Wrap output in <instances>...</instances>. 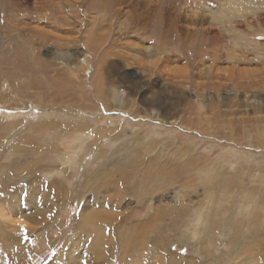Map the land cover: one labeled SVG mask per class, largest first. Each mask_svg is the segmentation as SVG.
Instances as JSON below:
<instances>
[{
  "label": "rangeland",
  "instance_id": "obj_1",
  "mask_svg": "<svg viewBox=\"0 0 264 264\" xmlns=\"http://www.w3.org/2000/svg\"><path fill=\"white\" fill-rule=\"evenodd\" d=\"M6 1L0 10V96L9 102H0V264H238L250 256L264 264L263 241L256 238L246 251L229 243L233 229L249 235L246 225L264 226V0H252L258 10L230 23L196 25L195 0ZM232 54L237 61H229ZM67 66L75 79H65ZM21 100H40L47 115L25 110ZM104 165H116L107 172L111 200L104 181L97 194L87 184ZM222 173L232 181L224 182ZM15 191L16 212L6 202L12 205ZM83 204L97 215L100 231H78ZM155 206L167 212L154 225L162 235L139 238L132 226ZM209 210L218 221L212 233ZM244 213L259 221L247 224Z\"/></svg>",
  "mask_w": 264,
  "mask_h": 264
},
{
  "label": "bare ground",
  "instance_id": "obj_2",
  "mask_svg": "<svg viewBox=\"0 0 264 264\" xmlns=\"http://www.w3.org/2000/svg\"><path fill=\"white\" fill-rule=\"evenodd\" d=\"M5 1L6 0H0V10L1 9H3V8H6V4H5ZM112 1H115V0H112ZM215 2H216V4L215 5H211V4H207L204 0H195V10L194 11H192L191 12V15H192V17L193 18H191V21H192V23H205V22H207L208 23V21H209V23H213V24H221V23H230L233 19H235V18H238V17H244V16H246V15H249V14H254L257 10H258V8L256 7L257 6V4L256 3H254L252 0H214ZM7 2V1H6ZM107 2H109V1H107ZM115 2H117V1H115ZM110 3H112V2H110ZM118 4V3H117ZM149 8V7H148ZM2 11V10H1ZM0 11V12H1ZM4 13H5V11H4ZM207 16V20L206 19H203L202 17H204V16ZM138 16V15H137ZM197 17V18H194V17ZM3 18V17H2ZM188 19V18H187ZM165 21H166V19H165ZM12 22V21H11ZM168 23V22H167ZM189 23H190V21H189ZM7 24V23H6ZM12 24V23H11ZM196 25V24H195ZM16 26V25H15ZM14 26V27H15ZM14 30V29H13ZM12 30V31H13ZM15 31V30H14ZM13 47V46H12ZM148 48V47H147ZM264 48V47H263ZM2 50V49H1ZM149 52V51H148ZM147 52V53H148ZM235 53V52H234ZM7 55V54H6ZM227 55H229V54H227ZM62 57V56H61ZM229 61L231 60V59H233V60H236L237 61V59H236V57H235V55H230L229 56ZM60 59V58H59ZM46 61V60H45ZM84 61V60H83ZM89 61V60H88ZM50 63V62H49ZM82 63V62H81ZM2 64V63H1ZM62 64V63H61ZM68 63H66V65H67ZM149 64H150V62H149ZM153 64V63H152ZM83 66H84V73H86L85 74V76L86 75H88L89 76V67L91 66V65H89L88 63H87V61H85V63L84 64H82ZM102 65V64H101ZM151 65V64H150ZM160 65V64H159ZM24 66V65H23ZM39 66V65H38ZM47 66H48V64H47ZM64 66H65V64H64ZM69 66V65H68ZM68 66H67V68H68ZM154 66H156V65H154ZM4 67V66H3ZM73 67V66H72ZM102 67V66H101ZM159 67V66H158ZM157 67V68H158ZM166 67V66H165ZM164 68V67H163ZM17 69V68H16ZM238 69V67H236V69L235 70H237ZM18 70H20V69H18ZM50 70V69H49ZM73 70V69H72ZM71 70V67L70 68H68L67 70H65L66 72H65V79H69L70 77H72V79H75V77H74V75H75V73L73 72ZM87 70V71H86ZM168 70V69H167ZM211 70H212V67H210V66H208L207 67V69H206V73L207 74H210V72H211ZM75 71V70H74ZM238 72H240L239 70H238ZM243 73V72H242ZM101 74V73H100ZM98 75H99V73H98ZM97 75V76H98ZM100 76V75H99ZM95 78V77H94ZM93 78V79H94ZM92 79V78H91ZM13 80V79H12ZM16 81V80H15ZM97 81V80H96ZM94 82V81H93ZM99 82H100V80H99ZM95 83V82H94ZM11 85V84H10ZM101 85V84H100ZM27 86V85H26ZM92 86H94L95 87V85H93L92 84ZM97 86H99V85H96V88H97ZM96 88H94V90H96ZM10 89V88H9ZM22 88H20V90H21ZM19 90V89H18ZM93 90V89H92ZM98 92V91H97ZM104 92V91H103ZM17 93H18V91H17ZM85 95V94H84ZM115 97L113 98V99H115L114 101H116L117 103H119L121 100H119V98H117L116 97V95H114ZM157 96V95H156ZM3 97L4 96H0V102L3 104V103H5V104H9V102H7L6 100H4L3 99ZM15 97H16V95H15ZM39 97V96H38ZM85 97V96H84ZM36 98H37V96H36ZM85 98H90V97H85ZM111 98V97H110ZM91 99V98H90ZM26 100V99H25ZM35 100H37V99H35ZM9 101V100H8ZM12 101V100H11ZM13 101H15V100H13ZM38 101V100H37ZM37 101L36 102H32V101H30V100H27L25 103H23V101L21 100V101H19V102H22L21 103V105L23 106V108L25 109V110H27V109H29V110H39V111H41L42 112V116H46L47 114L43 111V108H41L40 107V100H39V102L37 103ZM16 102V101H15ZM14 102V103H15ZM11 103V102H10ZM14 103H13V105H14ZM12 104V103H11ZM121 104V103H120ZM15 108V107H14ZM13 108V109H14ZM58 108V107H57ZM120 108H121V106H120ZM0 109H3V107H0ZM89 109V108H88ZM170 109V108H169ZM91 110V109H90ZM14 111L15 112H20V111H22V109H20V108H15L14 109ZM119 111H122L121 109H118V112ZM122 112H124V114H126V115H128L129 116V113H127L126 111H122ZM129 112V111H128ZM7 117V116H6ZM54 123H58L57 121H51L50 122V124H53V125H55ZM12 124V123H11ZM14 125V124H13ZM12 125V126H13ZM1 126V125H0ZM114 126V125H113ZM183 127V126H182ZM197 127V126H196ZM67 128H81V126L80 125H77V124H75V123H68V125H67ZM66 128V129H67ZM82 130V129H81ZM80 130V131H81ZM84 130V129H83ZM197 130H198V128H197ZM196 130V131H197ZM206 130V129H205ZM10 131V130H9ZM105 131V130H104ZM107 131V130H106ZM75 132V131H74ZM203 132V131H202ZM201 132V133H202ZM100 133V132H99ZM99 133H97L98 135H100ZM105 133V132H104ZM208 134V133H207ZM77 135V134H76ZM75 135V136H76ZM89 138V137H88ZM3 139V138H2ZM79 139V138H78ZM234 139V138H233ZM23 140V139H22ZM65 140V139H64ZM79 140H81V139H79ZM91 143H89V145H90ZM92 144L94 145V143L92 142ZM78 147V146H77ZM187 147V146H186ZM89 148V147H88ZM9 151V150H8ZM122 152V151H121ZM73 154H74V152H73ZM105 153L104 152H102V154L100 155L101 156V158L103 157V155H104ZM31 155V154H30ZM178 155V154H177ZM131 156V155H130ZM193 156H195L194 154H193ZM192 156V157H193ZM200 156H202L201 154H200ZM66 159L67 158H65L64 160H65V162H64V164L65 163H67V164H69L70 162H69V160L68 161H66ZM75 159V158H74ZM150 160V159H149ZM71 161H72V159H71ZM77 161V160H76ZM25 162V161H24ZM107 162V161H106ZM105 162V163H106ZM148 162V161H147ZM158 162V161H157ZM74 163V162H73ZM121 164H122V161L120 162ZM154 163V162H153ZM18 164V163H17ZM16 164V165H17ZM20 164V163H19ZM24 164V163H23ZM27 164V163H26ZM70 164H72V163H70ZM139 164V163H138ZM12 165V164H11ZM29 165V164H28ZM106 165H108V164H106ZM106 165H104L103 166V168L102 169H100L98 172H97V174L96 175H94V176H89V178H88V181H87V184H90L92 187H94V189H95V192H96V194L99 192V189L101 188V185H102V182L104 181V185H106L107 187H105V188H107V196H108V200H111L110 199V196H111V189H110V182L112 181L111 179H108V177H111V174L109 173V174H107V172H112L113 170H115L116 168V165L115 166H110V167H107ZM142 165H144V164H142ZM156 165V164H155ZM200 165V164H199ZM9 166V165H8ZM151 166V165H150ZM198 166V165H197ZM12 167H13V165H12ZM129 167V166H128ZM155 167V166H154ZM152 168V167H151ZM167 168V167H166ZM13 169V168H12ZM23 169V168H22ZM28 169V168H27ZM39 170L41 169V168H38ZM37 169V170H38ZM43 169V168H42ZM120 169H122V168H120ZM125 169V168H124ZM127 169V168H126ZM137 169H138V167H137ZM148 169V168H147ZM197 169V168H196ZM24 170V169H23ZM61 170V169H60ZM140 170V169H139ZM6 171V170H5ZM19 171H20V169H19ZM18 171V172H19ZM25 171V170H24ZM56 171V170H55ZM128 171H130V169H128ZM31 172V171H30ZM29 172V173H30ZM32 172H33V170H32ZM140 172V171H139ZM152 172V171H151ZM16 173V172H15ZM51 173V172H50ZM59 173V172H58ZM146 173V172H145ZM215 173H216V171H215ZM226 173V172H225ZM225 173H222V174H220L221 175V177L223 178V181L224 182H226V183H229V182H231L232 181V178L231 177H228ZM245 173V172H244ZM26 174V173H25ZM49 174V173H48ZM57 174V173H56ZM55 174V175H56ZM64 174H65V172H64ZM158 174V173H157ZM164 174V173H163ZM217 174V173H216ZM234 174V173H233ZM251 174V173H250ZM263 174V173H262ZM28 175V174H27ZM148 175H150V174H148ZM264 175V174H263ZM20 176V175H19ZM23 176V175H22ZM49 176V175H48ZM60 176V175H59ZM122 176V175H121ZM248 176V175H247ZM9 177V176H8ZM7 177V178H8ZM18 177V176H17ZM123 177V176H122ZM147 177V176H146ZM151 177V176H150ZM176 177V176H175ZM178 177V176H177ZM60 178V177H59ZM64 178H65V175H64ZM63 178V179H64ZM118 178V177H117ZM152 178V177H151ZM55 179V178H54ZM53 179V180H54ZM57 179V178H56ZM158 179V178H157ZM243 179V178H242ZM246 179H247V177H246ZM3 180H5V179H3ZM36 180V179H35ZM62 180V179H61ZM65 180H67V179H65ZM126 180V179H125ZM124 180V181H125ZM139 180V179H138ZM244 180V179H243ZM30 181V180H29ZM64 181V180H63ZM62 181V182H63ZM246 181V180H245ZM253 181V180H252ZM257 181V180H256ZM57 182V183H56ZM54 181L53 183H56V185H59V183H61L60 182V180L59 181ZM118 182L119 183H121L122 185H123V180H122V182H120V180H118ZM130 182V181H129ZM128 182V179H127V183H129ZM132 182V181H131ZM148 182H150V181H148ZM258 182V181H257ZM7 183V182H6ZM41 183V182H40ZM109 184V185H107V184ZM155 184H157V183H155ZM232 184V183H231ZM22 185V184H21ZM89 185V186H90ZM103 185V186H104ZM114 185H115V187L117 188V182H115L114 183ZM130 185V184H129ZM29 186V185H28ZM89 186H86V187H84L81 191V193L80 194H86V193H84V191L86 190V191H88L90 188H89ZM118 186H119V184H118ZM149 186V185H148ZM147 186V187H148ZM183 186V185H182ZM187 186V185H186ZM188 186H190V185H188ZM37 187H39V186H37ZM59 187V186H58ZM91 187V188H92ZM123 187V186H122ZM235 187V186H234ZM248 188H249V190H248V192H253V191H255V189L253 188V187H249V186H247ZM35 187H33V189H34ZM143 188V187H142ZM155 188V187H154ZM253 188V189H252ZM17 189H20V188H17ZM36 189V188H35ZM34 189V190H35ZM57 189V188H56ZM136 189H138V188H136ZM156 189V188H155ZM21 190V189H20ZM59 190V189H58ZM150 190H152V189H150ZM207 190V189H206ZM39 191H40V189H39ZM124 191H126L125 189H124ZM147 191L148 190H145V189H143L141 192H140V194H141V196L142 195H144L145 193H147ZM264 191V190H263ZM262 191V192H263ZM33 192V191H32ZM113 192H117V190H114ZM35 193V192H34ZM34 193H32V194H34ZM59 193V192H58ZM63 193V192H62ZM65 193H67L66 191H65ZM119 193V192H118ZM133 193V192H132ZM36 195H37V192L35 193ZM34 194V195H35ZM114 194V193H113ZM117 194V193H116ZM124 194H125V192H124ZM123 194V195H124ZM130 194H131V192H130ZM67 195V194H66ZM230 195V194H229ZM29 196V195H28ZM33 195H30L29 197H32ZM64 196H65V194H64ZM207 196H209L208 194H207ZM18 197V195H17V192L15 191V195H14V198H13V201H12V205H10V202H9V200H8V198L6 199V202L8 203V206L13 210V208H15V212H16V210H17V207L16 206H18V199H16ZM67 197V196H66ZM66 197L64 198V199H66ZM12 198V197H11ZM163 198V197H162ZM161 198V199H162ZM146 199V198H145ZM155 199V198H154ZM160 199V198H159ZM205 199V198H204ZM208 199V198H207ZM77 200H80V195L78 196V199ZM134 201V200H133ZM157 201H158V199H157ZM157 201H156V203H157ZM207 201V200H206ZM108 202V201H107ZM159 203H162V201H158ZM33 203V202H32ZM121 203H122V201H121ZM151 203V202H150ZM159 203H157V204H159ZM210 203H211V201H210ZM263 203V202H262ZM29 204H31V201L29 202ZM33 204H35V203H33ZM154 204V203H153ZM190 204H191V202H190ZM204 204V203H203ZM203 204H201V205H203ZM233 204V203H232ZM162 205H163V203H162ZM167 205V204H166ZM179 205H180V203H179ZM32 206V205H31ZM34 206V205H33ZM112 206V205H111ZM177 206H178V204H177ZM213 206V205H212ZM85 207V205L83 204V206L81 207L83 210H86V214H84V215H79V217H80V220L78 221V224L76 225V227L78 228V231H80L83 227H84V229L85 230H88V229H95L96 231H100V228H98L96 225H95V219L97 218V215L96 214H94V213H92V208L91 207H87V208H84ZM167 207V206H166ZM221 207V206H220ZM223 207V206H222ZM184 208V207H183ZM225 208V207H224ZM31 209V208H30ZM81 209V213L83 214V210ZM213 209V208H212ZM220 209V208H219ZM223 209V208H222ZM229 209V208H228ZM173 210V209H172ZM214 210V209H213ZM226 210V209H225ZM22 211V210H21ZM170 211V210H169ZM176 211H178V212H186L184 209H179V210H176ZM207 211H208V209H207ZM210 211V215L209 216H207V218H206V221H205V223H206V227H207V229H209V232L210 233H212L215 229H216V227H217V224H218V221H216L215 220V217H214V214H213V212H212V210H209ZM220 211H222L221 209H220ZM234 211V210H233ZM239 211H241V210H239ZM258 211V210H257ZM23 212V211H22ZM28 212V211H27ZM224 212V211H223ZM260 212V211H259ZM166 213L167 212H165V206L164 207H160V206H155V207H150V211L148 212V215H147V218H146V220H144V221H142V220H140V221H136L137 223L135 224V226L133 227L132 226V230H133V232H134V234H139V238L140 237H142L143 236V234H144V232L145 233H151V234H154V235H156L155 234V231H157V233H158V231L160 230L159 229V227L158 228H155L154 227V225L156 224V220H158V219H162V218H164V216L163 215H166ZM170 213V212H169ZM177 213V212H176ZM197 213V211H195V214ZM261 213V212H260ZM199 214V213H198ZM262 214H263V212H262ZM87 215V216H86ZM115 215H117V214H115ZM168 215V214H167ZM200 215V214H199ZM222 215V214H221ZM247 215V216H246ZM260 215V214H259ZM226 216V215H225ZM235 216V215H234ZM234 216H233V218H234ZM244 216H246V222H247V224H250V222L252 221V222H257V220L259 221V218H257L255 215H252V214H250V213H244L243 214V217ZM82 217V218H81ZM108 217V216H107ZM159 217V218H158ZM197 217V216H196ZM249 217V218H248ZM261 217V216H260ZM48 218V217H47ZM112 218V217H111ZM177 218V217H176ZM217 219H218V217H216ZM228 218V217H227ZM240 218V217H239ZM113 219V218H112ZM219 219H221V218H219ZM44 220V219H43ZM234 220V219H233ZM233 220H231V221H233ZM111 221V220H110ZM220 221V220H219ZM7 222V221H6ZM10 222H12V221H10ZM221 222H223V221H221ZM238 222V221H237ZM107 223V222H106ZM193 223V222H192ZM198 223V222H197ZM227 223V222H226ZM242 223V222H241ZM261 223V222H260ZM48 224V223H47ZM113 224V223H112ZM111 224V227L113 226ZM223 224V223H222ZM232 224H234V222L232 223ZM257 224V223H256ZM188 225V224H187ZM230 225H231V223H230ZM49 226H51V225H49ZM173 226H174V228H176V225L175 224H173ZM221 226V225H220ZM240 226V225H239ZM238 226V227H239ZM250 226H252V225H246V229H248V232H249V235H245V234H243L244 232H242L241 233V231H239V230H237V229H233V235L231 236V238H230V240H229V243L231 244V245H233V246H235V247H237V248H239V249H241V251H246V250H248V248L250 247L249 245L252 243V242H254V240L256 239V238H258V240H260V241H263L264 242V238H263V235H264V226L262 225V227H259V225L258 226H253L254 227V229H252V230H250L249 229V227ZM129 227H131V226H129ZM162 227V226H161ZM228 227V226H227ZM115 228V227H114ZM113 228V229H114ZM174 228H172L171 226L169 227V229H174ZM118 229V228H117ZM227 229V228H226ZM119 230V229H118ZM78 231H76V232H78ZM147 231V232H146ZM190 231V230H189ZM228 231V230H227ZM89 232V231H88ZM132 232V233H133ZM169 232H171V231H168V233ZM194 232V231H193ZM228 232H232V231H228ZM172 233V232H171ZM247 233V232H246ZM77 234V233H76ZM128 234V233H127ZM194 234V233H193ZM228 234V233H227ZM229 234H231V233H229ZM79 235V234H78ZM157 235H162V234H157ZM192 235V234H191ZM136 236V235H135ZM134 236V237H135ZM100 237H101V235L100 236H97V239L95 240V242H94V244H97L99 241H100ZM211 237V236H210ZM123 238V237H122ZM128 238V237H127ZM166 238V237H165ZM171 238L172 237H170V236H168V238H167V240L168 241H170L171 240ZM62 239V238H61ZM67 239V238H66ZM191 239V238H190ZM144 239H139L138 241H137V244H138V242L140 241L141 243H142V241H143ZM166 240V241H167ZM210 241H211V243L213 244V242H214V240L213 239H209ZM225 240V239H224ZM259 241V242H260ZM246 242H247V244H246ZM52 243L53 244H55V242H53L52 241ZM228 243V242H227ZM57 244H55V246H56ZM70 245H71V241H70ZM72 246V245H71ZM70 246V247H71ZM187 246V245H186ZM260 246V245H259ZM258 246V247H259ZM57 247V246H56ZM73 247V246H72ZM243 247V248H242ZM154 248V247H153ZM200 249V248H199ZM228 249V248H227ZM232 249V248H231ZM252 249V248H251ZM213 250V252L215 253V250L214 249H212ZM250 251V250H249ZM152 252H154V251H152ZM170 252V251H169ZM248 252V251H247ZM133 253V252H132ZM200 254V253H199ZM244 254V253H243ZM136 256L138 257V258H140V256H139V253H138V250H137V253H136ZM170 258L173 256V254H169L168 255ZM217 256V255H216ZM234 256V255H233ZM226 257V256H225ZM235 257V256H234ZM177 258V257H176ZM242 258V257H241ZM75 258H73V260H74ZM76 260V259H75ZM176 260V259H175ZM193 260V259H192ZM75 262V261H74ZM191 264V263H190ZM222 264H227V263H225V262H223ZM238 264H257V261L256 260H254V259H251V256H250V258H248V259H242V260H240L239 261V263Z\"/></svg>",
  "mask_w": 264,
  "mask_h": 264
},
{
  "label": "crops",
  "instance_id": "obj_3",
  "mask_svg": "<svg viewBox=\"0 0 264 264\" xmlns=\"http://www.w3.org/2000/svg\"><path fill=\"white\" fill-rule=\"evenodd\" d=\"M33 192L31 191V194H32ZM51 217L53 216V215H50ZM49 217V216H48Z\"/></svg>",
  "mask_w": 264,
  "mask_h": 264
}]
</instances>
